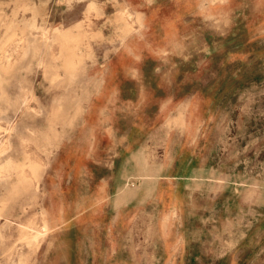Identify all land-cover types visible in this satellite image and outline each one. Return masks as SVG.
I'll use <instances>...</instances> for the list:
<instances>
[{
    "label": "rangeland",
    "instance_id": "374dc122",
    "mask_svg": "<svg viewBox=\"0 0 264 264\" xmlns=\"http://www.w3.org/2000/svg\"><path fill=\"white\" fill-rule=\"evenodd\" d=\"M144 11L194 19L196 50L172 73L207 117L198 134L209 146L197 149L205 170L173 195L168 179H129L145 195L131 196L128 228L105 226L117 212L99 195L95 229L90 217L79 221L87 206L77 190L112 164L90 163L93 138L82 124L116 50L140 37ZM191 55L194 64L182 61ZM43 223L50 232L36 238ZM126 243L129 253L115 248ZM187 247L209 257L188 264H264V0H0V264H114L117 254L171 264Z\"/></svg>",
    "mask_w": 264,
    "mask_h": 264
},
{
    "label": "crops",
    "instance_id": "0c3cea01",
    "mask_svg": "<svg viewBox=\"0 0 264 264\" xmlns=\"http://www.w3.org/2000/svg\"><path fill=\"white\" fill-rule=\"evenodd\" d=\"M142 16L145 27L140 29V37H130L118 47L116 55L108 63L107 74L100 88L92 97L87 118L82 124V131L90 132L93 138L90 163L112 164L111 173L101 178L92 169L89 175L91 187L84 188L82 192L77 190V194L84 197L82 201L87 206L81 210L79 221L86 224L88 221L83 219L90 217V227L95 229L100 222L91 218L96 217L94 212L98 208L99 195L107 196V209L117 212V218L109 220L105 226L113 229L128 228L130 214L127 212L132 206L131 196L145 195L142 186L132 193L127 188L129 179L141 180V185L146 180L168 179L173 195L180 191L179 185L184 179L203 177L199 176L200 165L206 164L207 154L201 155L197 149L209 146L205 140L200 142L198 134L205 132L207 117L198 118L194 92L180 95V78L172 73L173 69L177 72L179 68L180 56L196 50L194 19L190 15L172 12L144 11ZM223 31L229 32L224 33L228 36L234 29L223 28ZM202 46L203 50L211 49L210 42H203ZM193 57L191 55L190 59L187 57L182 61L194 64ZM163 68L170 69V72L164 75ZM182 119L187 123L186 142L180 139L179 122ZM100 131L103 133V140L97 139ZM99 149L103 151L99 152ZM100 153L106 156L100 159ZM184 164L185 166H181ZM202 169L205 170L204 166ZM100 179L104 188L99 187ZM169 193L167 190L164 192L165 195ZM115 198H119L123 204L117 206ZM177 202L175 200L167 205L169 211H177L176 207L173 208ZM185 207V204H181L179 209L183 210ZM84 214L87 215L83 216ZM34 229L36 238L44 237L49 230L44 223L39 228L34 226ZM169 242L178 243L173 239ZM159 243H164L163 238ZM129 247V243L115 246L118 251L128 253ZM202 254L199 257L187 247V250L172 252L167 259L171 264H188V261L196 259H209L205 257V253ZM96 256L99 253H95L94 258ZM162 258L159 255L158 259ZM130 259L131 256L127 254H117L114 264H129L127 261ZM235 261L240 264L242 259L239 257Z\"/></svg>",
    "mask_w": 264,
    "mask_h": 264
}]
</instances>
